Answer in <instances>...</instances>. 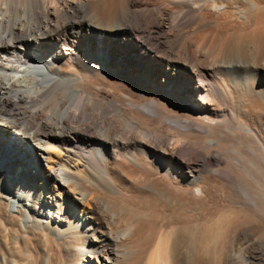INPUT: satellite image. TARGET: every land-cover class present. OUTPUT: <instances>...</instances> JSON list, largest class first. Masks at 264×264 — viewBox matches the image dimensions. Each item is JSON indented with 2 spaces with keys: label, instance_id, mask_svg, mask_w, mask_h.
<instances>
[{
  "label": "bare ground",
  "instance_id": "6f19581e",
  "mask_svg": "<svg viewBox=\"0 0 264 264\" xmlns=\"http://www.w3.org/2000/svg\"><path fill=\"white\" fill-rule=\"evenodd\" d=\"M46 1L0 0V264H264L263 187L225 123L264 127V0ZM75 25L93 36L69 61L47 36Z\"/></svg>",
  "mask_w": 264,
  "mask_h": 264
},
{
  "label": "rangeland",
  "instance_id": "374dc122",
  "mask_svg": "<svg viewBox=\"0 0 264 264\" xmlns=\"http://www.w3.org/2000/svg\"><path fill=\"white\" fill-rule=\"evenodd\" d=\"M52 1L51 0H47L46 1V3H45L46 11L48 13H52V14H55V15L58 16L60 14V11H62V8L66 7V5L69 4V2H78V1H82V0H60V1L59 0H52ZM134 1H135L134 3H137V5L135 7L142 8L143 6H140L139 5L140 3H144V2H151V3H153V2H161L162 0H134ZM159 6L162 7L163 4H159ZM84 13H87V10ZM80 15H78V16H80ZM149 18L151 20H154L155 22L158 20L157 14L156 15H152ZM50 24L57 25V18H53V20L50 21ZM144 28L147 29L146 25H144ZM79 29L80 28L78 27V25H77V27L75 25L74 30L75 31L76 30L79 31L78 35L71 34V38L70 39H68V37H65V35H63L64 33H63L62 30L59 33H57V34H55V32H54V34H52V33L48 34V36H47L48 41H50V43H54L56 45L55 49L58 50V53H60V54L62 53L61 54V56H63L62 58H65L66 60H69V61L71 59L76 61L77 60L76 58L80 56L82 51L83 50L87 51V49L89 48L88 45L90 44V42H89V38L88 37H90V40H91V37L93 36V34H90L91 32L88 31L87 27H85V28H83L81 30H79ZM98 38L101 39L100 37H98ZM52 48H53V46H52ZM101 55H102V57L109 58L111 62L118 63L119 67H121L122 69L128 71L117 60L114 59V57H113L114 55H113L112 52L103 50V51H101ZM216 66H217V63L208 65L207 68L212 69V67L214 68ZM176 69L180 70V71L177 70V75H178V73H180V76L176 77V79L178 81V80L181 79V77H184V71H182L180 68H176ZM176 69H175V72H176ZM171 70H172V72L174 71L173 68H171ZM205 71H207V70H205ZM173 77H174V75H173ZM207 77H209V79L211 81H213V82L215 81V79L216 80L217 79H221L219 74H212L209 70L207 71ZM146 82H149V80H146ZM114 83H115V81H112L111 85L112 86H116V83L115 84ZM182 96H184V95H182ZM187 103L192 105L191 101H188ZM198 104H199V106H198ZM198 104L196 103L195 105H197L198 107L195 108V106H194V108L197 109V111H198L197 113L199 114V116L201 118L206 120L208 123H215V122H217V120H220L216 116H213V114H211L210 112H206V111L203 110V108H206V106H208L209 108H211L213 110H216L218 108L217 105L213 104L212 100H209L208 104H205V107H201L202 104H200V102ZM226 106H227V109L225 110V114L227 115V113H228L232 118H235L234 111H232V110H234V107L232 105H230V104L229 105L227 104ZM233 115H234V117H233ZM225 123L227 124V127L231 129L229 131L230 139H233V140L236 139L237 140L242 135L241 138L244 141V145H245V148H244L245 156L243 157L242 161L244 163H246V165H247L246 168H248L247 169L248 171H249V169L252 170V171L250 170V172L254 176L253 177L251 175L253 179L250 180V183H251L250 186L254 183V186L252 185L253 187H255V186H256V188H257V186L259 188H260V186L263 187L261 189L260 195L262 194L261 197L264 198V192L262 193V190L264 189V162H263L264 161V127H263V125H261V124L257 125L256 123L254 125V123L252 122V124L251 123L249 124L250 126L247 125L248 127L245 126L244 128H240L239 129L237 127L229 126L230 124L228 125L227 122H225ZM238 130H240V131H238ZM245 131L247 132V134L243 133ZM237 132L241 133V135L239 134V137H237L238 136ZM225 139H227V138H225ZM2 146H3V144L0 143V149L5 154H12V153L14 154V151H15L16 148H13L14 150L12 151L11 148H8L6 146L2 147ZM15 146H18V145L16 144ZM16 150H18V149H16ZM178 154L180 155V153H178ZM18 157H19V154L16 155V158H18ZM258 180L260 181V183H258V185H256L257 182H259ZM251 181H253V182H251ZM33 189H36L34 187V185H33ZM256 212L258 214H260V216H262L264 218V207H262L261 210H257L256 209Z\"/></svg>",
  "mask_w": 264,
  "mask_h": 264
}]
</instances>
